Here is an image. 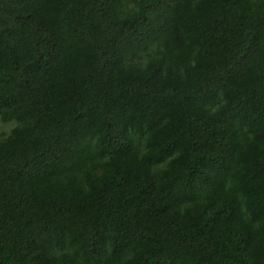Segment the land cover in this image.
Masks as SVG:
<instances>
[{"label":"trees","instance_id":"trees-1","mask_svg":"<svg viewBox=\"0 0 264 264\" xmlns=\"http://www.w3.org/2000/svg\"><path fill=\"white\" fill-rule=\"evenodd\" d=\"M0 264H264V0H0Z\"/></svg>","mask_w":264,"mask_h":264},{"label":"rangeland","instance_id":"rangeland-1","mask_svg":"<svg viewBox=\"0 0 264 264\" xmlns=\"http://www.w3.org/2000/svg\"><path fill=\"white\" fill-rule=\"evenodd\" d=\"M9 128V125H3L1 122H0V132L2 131H7Z\"/></svg>","mask_w":264,"mask_h":264}]
</instances>
